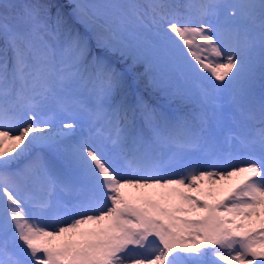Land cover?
Wrapping results in <instances>:
<instances>
[{
    "label": "snow or ice",
    "instance_id": "snow-or-ice-1",
    "mask_svg": "<svg viewBox=\"0 0 264 264\" xmlns=\"http://www.w3.org/2000/svg\"><path fill=\"white\" fill-rule=\"evenodd\" d=\"M220 262L264 264V0H0V264Z\"/></svg>",
    "mask_w": 264,
    "mask_h": 264
},
{
    "label": "rangeland",
    "instance_id": "rangeland-1",
    "mask_svg": "<svg viewBox=\"0 0 264 264\" xmlns=\"http://www.w3.org/2000/svg\"><path fill=\"white\" fill-rule=\"evenodd\" d=\"M65 2H66V0H65ZM187 59L189 61H192L191 56H187ZM192 62H194V61H192ZM132 84L135 86H133ZM137 85H139L141 87H139V89H138ZM142 85H143V82H137V81L132 80L130 78L129 79V88H130L131 93H129V97L130 96L135 97L136 95H140L143 97V99L147 103L153 105L154 107L160 109L161 111L172 112V111H175L177 109L178 105L175 103H170L164 95H162L161 93L157 92L156 90H154L150 87H145ZM159 95H161V97ZM63 119L65 122H68L70 117H64ZM75 119L77 120V122H80L79 115H76ZM59 126L62 127V125H59ZM65 131H67V129H65ZM197 163L198 162H196V161L191 162L192 166H196ZM220 264H223V262H220Z\"/></svg>",
    "mask_w": 264,
    "mask_h": 264
},
{
    "label": "bare ground",
    "instance_id": "bare-ground-1",
    "mask_svg": "<svg viewBox=\"0 0 264 264\" xmlns=\"http://www.w3.org/2000/svg\"><path fill=\"white\" fill-rule=\"evenodd\" d=\"M231 183H232V181H224V182H223V184H224L226 187L230 186Z\"/></svg>",
    "mask_w": 264,
    "mask_h": 264
}]
</instances>
